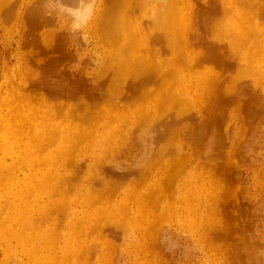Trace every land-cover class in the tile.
Wrapping results in <instances>:
<instances>
[{
	"label": "rangeland",
	"instance_id": "obj_1",
	"mask_svg": "<svg viewBox=\"0 0 264 264\" xmlns=\"http://www.w3.org/2000/svg\"><path fill=\"white\" fill-rule=\"evenodd\" d=\"M60 1L0 0V264H63L57 260V255L48 262L47 255H53V253L43 251L38 240L32 239L33 234L41 236L42 233L49 231H53L55 236L54 242L51 241L55 246L54 254L60 250L59 246L68 247L65 264H80L71 254L75 241L74 237L77 234L85 237L87 244H90L89 251L85 250V253L91 254V264H160L151 262L154 257L149 251L147 252V248L145 252L139 248L140 238L138 236L141 227L135 220L136 217H139L136 214L140 212L139 198L144 199L147 203L150 202L152 211L156 205H158L157 208L159 207L164 211V217L159 218L152 227L157 237V245L154 246L155 248L152 247L151 251L164 253L167 264H264V37L261 36L260 42H254L252 48L246 44L247 41L245 43L240 40L236 42L238 39H232L234 35L232 37L227 35L226 37L235 41L233 43L236 58L240 60L239 55L246 56L248 53L250 55L246 58L247 62L250 63L245 64L247 69H250L251 66L253 69L245 73L244 77L239 72L235 75L242 76L239 87L244 90L245 101L253 99L259 107V113L252 114V116L244 112L245 120L237 119V112L229 113L227 110L217 127L219 139L222 142L225 141L226 153H230L231 168H229L231 170L226 168V173L222 176L217 173L214 176L211 175V172H216V169L208 166L212 164L216 167L217 156L215 155V148H210L209 152L213 154L212 156L205 153L208 150L205 144L209 137L212 138L208 136L203 140V145L198 147L200 148L198 151L191 152L195 144L181 143V150L178 153L177 151L174 152L175 155L174 153L171 155L169 152L161 153L159 156H162V160L159 162L158 158L154 159L153 156L155 155H146L144 157L146 166L143 168V174L138 176L130 175L126 180H119L118 176L111 174L108 180L112 185L118 187L114 193L103 192L105 196L101 197V193L95 191L99 189L95 187L93 193L99 196L94 199V202L102 219L111 218V220H116L115 222L119 220L130 221L126 224H129L131 228L127 229V232L116 235L107 229L104 230L103 226L106 223L100 226H85L87 219H82L79 222L78 217H82V215L78 214V217L76 215L80 208H85L86 200L84 198L86 196L83 194L88 191V186L95 185L96 182L98 184L100 178L101 183H104V177L99 175L96 170L102 174L106 166L95 167L90 163L91 149L89 146H85V154L80 155L82 158L76 159L75 155L82 153V147L90 138L96 137L103 140L102 135L109 128L113 129L114 132V125L109 124V121L115 119L118 123L120 118L104 116L105 107L111 104L110 94L105 95L110 100L107 101L104 97L102 104L98 106L101 109L94 108V105L90 106V101L86 97H78V102L88 103V107L92 108L93 112L88 113L87 105L86 109L83 106V110L81 108L76 109V112L75 110L70 112L69 109H75L79 104L76 103L77 98L56 96V98L51 99L46 91L64 81L69 84V77H77L78 75L80 78L84 73L82 77L88 80L90 76L92 79H106L103 76L106 75L104 73L105 67L100 68V66L106 60L107 52L111 46L101 35L102 33L95 32V29L101 27L102 21L100 22V20L105 17L109 4L107 0H85L88 3L82 0ZM81 1L85 3L84 6L80 5ZM128 1L133 4L132 9L136 8L134 12L136 14L140 12V15L142 13L151 15L155 10L164 9L163 7L167 5L165 2H170L169 0ZM185 1L187 0H178V3L181 5ZM191 1L195 5L200 3L206 7L212 1L223 0ZM34 9L42 14L38 15L39 21L46 18L41 25H35L37 28L26 17V14ZM85 9H87L88 15L81 16ZM238 20L237 12L231 10L225 18L220 19V23L221 25L227 23L229 26ZM262 20L264 23V18ZM33 38L34 41H32ZM44 45L50 49L53 47L54 50L51 49L49 54L48 52L42 53L41 48L44 49ZM60 47L67 56L59 63L56 69L57 73L46 77L52 82L48 81L49 84H47L45 79L44 85L32 86L31 88L34 87V90L29 89V87L25 88L26 84L29 86L30 83L32 85L34 81L39 80L42 75L43 64H47L46 60L49 56L59 57ZM197 48V50L205 49L201 46ZM40 52L41 54H39ZM244 62L242 61V63ZM205 66L206 64H198L195 68L203 69ZM59 70H63V72L58 73ZM230 72L233 71L230 70ZM92 79L88 82L91 83ZM54 80L55 82L57 80V83ZM176 85H180V81H177ZM43 86L44 90L41 89ZM35 87L37 88L35 89ZM38 87L40 90H37ZM151 93L143 99V102L153 101L154 95ZM31 97L33 100L30 99ZM126 104H129V101L122 100L110 108L112 110L118 109ZM51 107H53L52 115L48 114ZM55 107L63 109V111L54 113ZM69 113L76 115L75 120L79 127L76 130L72 128V131H69L66 136L61 133V125L63 126L68 122L67 114ZM154 113L155 111L151 110L147 114L151 117ZM80 114L82 117L86 115L85 117L89 120L80 117ZM156 114L159 117L164 116V109L160 108ZM94 116H97L99 120L100 118L104 119V122L102 120L98 122ZM149 116L147 118L152 119ZM125 133L122 129L118 133V137L125 136ZM189 133L190 131L188 135ZM150 134H152L151 131L147 133L146 138L148 140L155 139V136L148 137ZM126 138L127 136L124 139ZM167 138L168 141L172 139L171 137ZM73 139L76 140V144H64L63 142ZM163 139L165 138L163 137ZM40 141L46 142L42 144L39 143ZM47 142L49 145H46ZM127 145L125 143L123 147L132 148ZM59 146L64 148L62 150L65 156L64 165L54 156V153L57 154ZM132 150L124 154L131 156L138 152V147L135 146ZM71 158H74L73 163L76 165L72 161L70 162ZM106 161L108 166L120 162V165H116L121 166L120 169L122 170L124 165L132 164L134 159L121 155L118 159H114L112 156ZM168 162H170L169 167L159 169L161 164V166H168ZM49 169H52V174L54 170H65L67 173L73 174L70 184L67 183L68 185L65 181L55 179L54 176H52L54 179H48L49 181L55 180L50 205H56L51 208L45 206L47 191L46 189L41 190L40 177L37 176L41 171ZM120 169L119 172L122 173L123 170L121 172ZM227 169L230 170L228 176ZM76 176L77 178H75ZM169 177L172 179L170 178L171 182L168 184ZM224 177L231 181L229 180L228 183ZM219 178L221 185L224 186L223 189H227L228 192L225 196L228 204L223 207L226 209H223L222 214H218L217 211L215 213L216 208L211 206L210 202L207 203L206 201L203 204L205 197L210 194L208 190L216 188L217 184L218 190L222 189L217 182ZM160 180L164 184L162 187L158 184ZM132 186H136L135 190L141 189L143 196L138 198L137 192L130 189ZM205 186H207L206 191ZM202 187H204L205 196L201 193ZM125 189L132 193L130 199H134L127 203V207L122 208L123 210L118 209L117 206L105 207L108 200L121 202ZM66 202L67 204H65ZM186 202H190V208H192L189 214L186 211ZM29 204L34 207L33 210L29 208ZM42 204H45L43 209ZM169 204H171L170 209L167 208ZM65 205L66 207H63ZM102 206L104 208H97ZM219 209H221V205H219ZM120 212L127 214L128 218L120 219L121 217L117 215ZM227 213L231 216L228 217ZM147 217L149 216L146 213L144 216L146 221ZM212 217L221 220V225L226 223L237 227L236 236L232 234L230 238H233L228 240L216 239L211 230L206 229L208 226L206 221H210L213 219ZM235 218L236 220H234ZM28 219L31 223L27 221ZM214 221L216 220L214 219ZM60 232H63L61 236ZM27 234H30L31 239L27 238ZM93 243L94 245H92ZM259 254L261 255L257 256Z\"/></svg>",
	"mask_w": 264,
	"mask_h": 264
},
{
	"label": "bare ground",
	"instance_id": "obj_2",
	"mask_svg": "<svg viewBox=\"0 0 264 264\" xmlns=\"http://www.w3.org/2000/svg\"><path fill=\"white\" fill-rule=\"evenodd\" d=\"M67 1L69 2V0ZM82 1L85 2V0ZM169 1V3L165 2L167 5L163 7L164 9H158L157 11L155 10L151 13V15H146L144 13L140 15V12L139 14L134 12L136 8L132 9L133 4H131L128 0H107L109 9L105 13V17L100 20V22L102 21L101 27H96L95 29V32L97 31L102 33L101 35L106 41L110 43L111 46L107 52L108 56L106 60L103 61L102 66H100V68L105 67L104 73L106 75L103 76L104 78L106 77V79H92V76L89 77V75H87L89 77L88 80L85 77H82L85 74L84 73L82 76H80V78L78 75L77 77L72 78L67 77L69 84H67V81H64L63 83L61 82L62 84L53 86L50 90H46L47 94H49V98L51 99L56 98V96L70 99L77 98V103L79 101L78 97H86L88 101H90L89 105H94L93 107L96 109H101L98 108V106L102 104L104 97L107 101L111 99V104L106 106V109H104V116L110 118H120L118 123H116L115 119H111L109 121V124L114 125V132L113 129L109 128L103 133V140L96 137L90 138L89 141L86 142V144L82 147V153L80 152L75 155L76 159L82 158L80 155L85 154V146H89L91 149L89 156L90 163L95 167L106 166V169L104 172H102V174L99 170H96L99 175L104 177V183H101L102 180L100 178V182L98 184H96V182L95 185L88 186V191L83 194V196H86L84 198L86 200L84 204L85 208H80V211L76 213L77 217L78 214L82 215V217H78L79 222H81L82 219H87L85 226H100L101 224L106 223L104 226L102 225L104 230L107 229L109 232L116 235L127 232V229L131 228L129 227V224H126L130 222L128 220H119L118 222H115L116 220H111V218L102 219L101 216H99V211L96 209L94 202V199L99 196L94 194L93 190H95L94 187L99 189L95 191H99L101 193V197L105 196L103 192L114 193V190L118 187L110 183L108 180L110 175L112 174L113 176H118L119 180H126L130 175L138 176L139 174H143V168L146 166L144 157L148 154L155 155L153 156L154 159L158 158L159 162L162 160V156H159L161 153L169 152L171 155L176 151L178 153V151L181 150V143H185L187 145L195 144L191 152L198 151L200 149L198 147L203 145V140L206 137L211 136L212 138L210 139L209 137L207 143L205 144L208 149L205 153H209L208 155L212 156L213 154L209 152L210 148H215L217 165L214 167L212 164H210L208 167L216 169V172L211 170L212 176H214L216 173L221 174L222 176V174L226 173V168H231V160L229 159L230 153H226L225 141L222 142V140L219 139L220 135H218L219 131L217 130L219 123L226 115V111L229 110V113L237 112V119L239 118L243 120H245L243 115L244 112L249 114V116L259 113V107L255 104L253 99H250V101L249 99L245 101L243 96L244 90L239 87V84L242 81V76L249 70L253 69L251 66L252 63L250 64V69L246 68L245 63H250L247 62L248 60H246L249 53L246 56L239 55L238 57L240 60L236 58L235 45L233 43L235 41L227 39L226 37L227 35L230 37L234 35L232 39H238L236 42L240 40L245 43L247 41L246 44H249V47L251 48L254 47V42H260L262 39L261 36L264 37V23L262 20L264 18V0L212 1L211 4L206 7L202 6L200 3H196L197 5H195L191 0L185 1V5L183 3L180 5L178 0ZM84 2H82L80 5L84 6L85 3H88ZM231 10L237 12L239 19L238 22H233L229 26L227 23L221 25L220 19L225 18L227 13ZM40 14L41 13L39 11L34 9L30 10L26 14V17H28L30 22L34 24L33 26H39L44 23L43 20L46 19L45 18L39 21L38 15ZM85 15H88L87 9H85L84 13H81V16ZM27 22H29V20ZM28 26L30 28V25ZM32 41H34V38ZM198 46H201V48L204 47L205 49L197 50ZM44 47V49L41 48L42 53L48 52L49 54L51 49L54 50L53 47H51V49L46 45H44ZM59 51H61L59 57L49 56V58L46 60L47 64H43L42 75L39 80L34 81L32 85L30 83L29 86L26 84L25 88L29 87L30 89L35 85L42 86L44 85L43 82L45 81L46 77L53 73H57L56 69L59 66V63H61L62 59L67 56L65 51L62 52L61 47ZM198 51L201 53L200 55ZM39 54H41V52ZM242 61L245 62L242 63ZM198 64H206V66L203 69L198 67L195 68ZM261 67L260 69H262ZM230 70L233 71L234 74L233 72H230ZM59 72L61 73L63 70H59L58 73ZM238 72L239 74H242V76H236L235 73L238 74ZM90 78L92 79L91 83L88 82L91 81ZM49 80L51 79H46L47 84L52 82ZM177 81H180V85H176ZM29 82L31 81L29 80ZM55 83H57V80ZM36 88L37 87H35V89ZM43 88L44 86L41 89L44 90L45 88ZM31 89L34 90V87ZM37 90H40V88L38 87ZM151 92L154 95L153 101L148 103L143 102V99ZM106 94H110L111 98L109 99L108 96L106 97ZM30 99H32V97ZM122 100L129 101V104H126L118 109L115 108L112 110L110 108ZM78 103L79 104L75 109H69L70 112L73 110L76 112V109H81L83 106L86 109V105L88 113L92 111V108L88 107V103L83 101ZM52 108L53 107L48 110V114L50 115L53 114ZM160 108L164 109L165 112V115L161 117L156 114V111H159ZM60 110V108L55 107L54 113H56V111L60 112ZM151 110L155 111V113L150 117L147 113ZM61 111H63V109ZM97 112L95 111V113ZM80 113L83 114V112ZM147 115L152 119H148ZM79 116L82 117L81 114ZM85 116L86 115H84L82 118H86ZM97 116H94V118L96 119ZM67 117L68 122L63 124V126L61 125V133L62 135L66 136L68 135L69 131H72V128H75L74 130H76L79 127L77 121L75 120L76 115L69 113L67 114ZM145 119H147V121H145ZM96 120L98 122H100V120L104 122V119L102 118H100V120L97 118ZM22 124L25 125L24 123ZM102 125L104 126V124ZM122 129L126 132V135L119 138L118 133ZM150 131L152 134H150L148 137L155 136V139L153 140H148V138H146L147 133ZM189 131L190 133L188 135ZM126 136L127 138L124 139ZM163 137L166 139V141H163L165 140ZM167 137H171L172 139L168 141ZM45 142L46 141H40L39 143L43 144ZM48 142L46 145H49ZM63 142L64 144H76V140L74 139ZM125 143L128 144V147H132L130 148L131 150L137 146L138 152L133 153L131 156L125 155L124 153L131 151L130 149L123 147V144ZM119 146L120 149H118ZM62 150H64V148L59 146L58 152L57 154L54 153V156L60 161L61 164L64 165L65 156ZM175 154L176 153H174V155ZM121 155L134 159L132 164L129 163L123 166V172L120 169L121 166L119 167L116 165L120 163L119 161V163L111 164L109 166L107 165L106 160H108V158L113 156L114 159H118V157ZM48 158L50 157L48 156ZM73 160L74 158H71L70 162L72 161L73 163ZM169 164L170 162H168V166H161V164L159 169H166L169 167ZM119 169L122 173L119 172ZM51 170L52 169L43 170L40 174H37V176L40 177L41 190L46 189L47 191L46 205L42 204V209L43 205L49 208L56 205H50V198L52 197L51 192L52 188L55 186V180L49 181L48 179H54L52 177L54 176L55 179L65 181L66 184H70V179L73 175L72 173H67L65 170H54L52 174ZM230 170H226L228 171L227 176ZM78 171H80L79 168ZM75 178H77V176ZM170 178L171 177L168 178V184L171 182L170 180L172 178ZM227 179L228 180L225 178V180L229 183L231 180L229 178ZM217 182L221 185L220 178L217 180ZM158 184L160 187L164 185L161 180L158 182ZM40 185L38 184V186ZM167 186L169 187L170 185ZM221 187L222 189L218 190L219 187L217 184L216 188L208 190L210 191V194L209 196H206L205 201H203V204L206 201L207 203L210 202L211 206L216 208L214 212L216 213L217 211L218 214H222L223 209H226L223 207L228 204V201L225 200V196L228 194L226 191L227 189H223L224 186L222 185ZM134 188H136V186H132L130 189H133L132 191H134ZM202 189L203 191L201 193H203V196H205L207 186H205V191L204 187H202ZM135 191L137 192L136 195L138 198L143 196L141 189H137ZM233 195H235V193ZM131 196L132 193L125 189V194L121 202H113L112 200H108L105 204V207L113 208L117 206L118 209H124L127 207V203L129 201L134 200L130 199ZM212 196L213 201L211 200ZM153 201H155V199H153ZM65 204H67V202ZM219 205H221V209H219ZM29 206V208L33 210L34 207L31 204H29ZM138 206L140 208V212L136 214V216L138 215L139 217H136L135 220H137L141 227L140 235L138 236L140 238L139 248L142 251L144 250V252L147 248V252L149 251L154 257L153 261L151 260V262L167 264L164 253L151 251L152 247L157 245V237L154 233L155 230L153 229V231L152 227L154 224H156L159 218L164 217V211L159 207L157 208L158 205H156L152 211L151 203H147L141 198L138 200ZM63 207H66V205ZM170 207L171 204L167 206L169 209ZM97 208H104V206ZM151 211L152 213H149ZM186 211L188 214L190 211H192V208H190V202H186ZM146 213L149 216L147 217V221L144 219ZM117 215L121 217L120 219H125V217L128 218L127 214H123L121 212ZM227 216L230 217L231 215L227 213ZM214 219L216 221H214ZM104 220L105 222H103ZM129 220L131 219L129 218ZM234 220H236V218ZM27 221L31 223L29 219ZM220 221L217 218L206 221V223L208 222L206 229L211 230V233L216 239H232L233 237H230L232 234H235L237 227L235 228V226L226 223L225 225H221ZM62 233L60 232V236ZM32 236H34L32 239L38 240V243L43 251L47 253H53V255H47L48 262H50V260L55 255H57V260L60 263L63 262V264H65L66 257L68 256V247L63 245L59 246L60 250L54 254L55 246L51 242H54L55 240L53 231H49L48 233L44 232L41 236H38V234H33ZM107 236L109 237V235ZM27 238L31 239L30 234H27ZM89 239L91 238L89 237ZM74 240L73 252L71 251V254H73L76 261L80 264H91V254L89 252L85 253V250L89 251L90 244H87L85 237H82L81 234H77L74 237ZM92 245H94V243ZM260 255L261 254L257 256Z\"/></svg>",
	"mask_w": 264,
	"mask_h": 264
}]
</instances>
